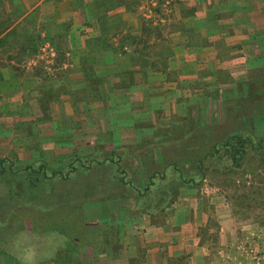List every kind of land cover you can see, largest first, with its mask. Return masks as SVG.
<instances>
[{
	"label": "rangeland",
	"instance_id": "1",
	"mask_svg": "<svg viewBox=\"0 0 264 264\" xmlns=\"http://www.w3.org/2000/svg\"><path fill=\"white\" fill-rule=\"evenodd\" d=\"M45 4L0 0V264H102L127 242L138 264L144 230L174 227L178 204L208 211L202 238L215 211L264 229V0H93L80 22ZM233 134L256 144L197 181ZM234 237L264 264V237Z\"/></svg>",
	"mask_w": 264,
	"mask_h": 264
},
{
	"label": "crops",
	"instance_id": "2",
	"mask_svg": "<svg viewBox=\"0 0 264 264\" xmlns=\"http://www.w3.org/2000/svg\"><path fill=\"white\" fill-rule=\"evenodd\" d=\"M13 1H24L25 12L27 13H30L38 5L43 7L46 3L50 10L47 14L42 15L51 17L69 16L74 18L75 21H79L78 18L86 16L88 9L90 10L91 7L95 8L93 0ZM97 1L101 2V0ZM17 15L19 16L21 13ZM72 31H76L75 28ZM78 63L82 64V62ZM79 74L81 77L82 74L80 72ZM16 78L19 79V77ZM62 78L65 81L68 80L67 75L63 73ZM100 78H102L101 75L98 79ZM33 82L34 84H31V87L25 90V96L28 94L30 99L23 103L30 101L29 105L33 106L32 108H37L39 104L37 79L34 78ZM54 104V100L50 101V106ZM175 208L170 224V226L174 227L171 229L166 228L164 231L158 230V232L145 229L144 236H138L141 237L140 239H143L142 242L146 245L145 250L140 251L139 257L141 261L138 264H237V261H240L242 264H248L249 260L246 255L243 254L244 257L240 258V253L236 251L235 244L237 243L233 242L234 236L238 234V241H246L247 247H255L254 245H257L258 242L256 239L264 237V229L259 225V222H254V225L244 223L236 226L230 223L229 217L224 218L223 215L215 211V216L212 217H214L213 221L219 230L218 235L214 239L202 238L201 234H196V231L199 229L198 232H200L201 225L207 222V218L210 217L208 211L205 213L201 211L200 207L195 208L194 206L195 211L189 212L188 210L185 212L182 204H178ZM228 225H232L231 228L227 229ZM209 230L211 231V229ZM253 234H255V237H251ZM129 245L130 242H127V249L125 251H118L110 260H106L102 264H127V259H134L138 253L135 249H131Z\"/></svg>",
	"mask_w": 264,
	"mask_h": 264
},
{
	"label": "trees",
	"instance_id": "3",
	"mask_svg": "<svg viewBox=\"0 0 264 264\" xmlns=\"http://www.w3.org/2000/svg\"><path fill=\"white\" fill-rule=\"evenodd\" d=\"M255 142V141H254ZM253 140H249V138L243 137L241 135H229L227 136L224 140L220 141V142H215L212 144L211 149L206 152L202 157H200L197 161V173H198V180L199 178L202 176L201 174V170L205 168L206 165L211 166L214 169L217 168H223V167H227L230 165H234L236 166V164L239 163V161L241 160L244 152H245V147L247 145H255L256 143H254ZM256 142H259V140H257ZM111 158H108V162H111L114 164V166L117 164V158H113V156L115 154H111ZM2 164V162L0 163ZM73 167V166H72ZM116 167V166H115ZM73 169V168H72ZM87 169V168H86ZM4 168L0 165V173L1 171H3ZM118 172H123L121 169L117 168L116 169ZM43 175H48L45 172H42ZM70 173V172H69ZM165 171L164 168L159 172H154L152 173V175L150 174V176H148L147 178V182H146V189H149V184L151 186H153L155 184V180L158 181L159 184L157 185H162L160 183H162V179L164 180L165 178ZM53 175V173H52ZM120 179L123 181V176H120ZM175 179L179 182L181 181L182 183H196V180L194 177H189V178H185L183 174L178 173L177 176H175ZM161 180V181H160ZM126 182V181H125ZM126 184H129V182L127 181ZM145 188H143V192H144ZM141 192V193H143Z\"/></svg>",
	"mask_w": 264,
	"mask_h": 264
},
{
	"label": "built area",
	"instance_id": "4",
	"mask_svg": "<svg viewBox=\"0 0 264 264\" xmlns=\"http://www.w3.org/2000/svg\"><path fill=\"white\" fill-rule=\"evenodd\" d=\"M256 259H258V258H256Z\"/></svg>",
	"mask_w": 264,
	"mask_h": 264
}]
</instances>
